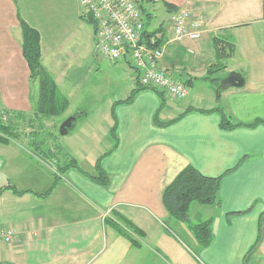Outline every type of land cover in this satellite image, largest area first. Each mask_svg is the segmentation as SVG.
<instances>
[{
  "label": "crops",
  "instance_id": "1",
  "mask_svg": "<svg viewBox=\"0 0 264 264\" xmlns=\"http://www.w3.org/2000/svg\"><path fill=\"white\" fill-rule=\"evenodd\" d=\"M160 1L175 10L165 7L167 23L152 29L146 13L144 37L157 31H167L163 39L168 36L172 17L180 8L201 19L204 32L197 40L169 43L158 61L173 80L198 90L187 94L184 104L176 108L165 95L158 120L175 118L188 107H219L235 122L264 120V0ZM19 19L38 32L41 64L69 106V96L80 90L85 77L106 65L107 60L94 50L93 24L80 15L77 0H0V108L14 113L32 108L31 88L37 84L31 81L22 55ZM215 35L232 42L231 66L220 61L224 67L208 78V69L219 60L212 41ZM114 63L131 69L125 96L112 100L110 118H78L92 123L91 133L105 136L104 148L89 172L94 171L95 160L112 149L101 160L108 185L69 169L67 178L61 175L50 193L42 196L58 166L54 169L50 160L30 148L31 133L9 132L7 142H0V150L15 157V168L0 185V227L14 230L9 240L0 242V264H264V217L262 239L246 255L257 239L264 212V125L225 130L219 126L218 111L191 110L174 123L158 126L153 122L160 102L157 94L140 90L130 102H122L140 86L138 72L126 60ZM229 72L240 74L243 85L214 89ZM63 85L68 96L62 92ZM33 145L38 148L36 142ZM68 156L62 164L75 159L83 168L75 153ZM238 163L221 180L219 204L191 203L184 222L164 208V188L186 165L217 176ZM249 207L247 213L228 215ZM116 216L127 218L143 234L132 235L133 241L119 234L107 223V218L117 221ZM206 221L212 236L207 246H201L193 228Z\"/></svg>",
  "mask_w": 264,
  "mask_h": 264
},
{
  "label": "trees",
  "instance_id": "2",
  "mask_svg": "<svg viewBox=\"0 0 264 264\" xmlns=\"http://www.w3.org/2000/svg\"><path fill=\"white\" fill-rule=\"evenodd\" d=\"M163 5L169 9L175 10L172 4L163 1ZM85 20L91 24L93 21L91 18H85ZM20 27H21V34H22V55L27 62L29 68V77L31 81H36L38 90H37V100L36 105L34 107V112L36 114L45 116V117H53L61 115L68 107V100L65 96H63L55 84L54 80L50 76V74L45 70L43 65L41 64V55H40V44H39V34L38 32L30 27L26 22L22 19H19ZM94 26V25H93ZM144 34V32H143ZM213 45L216 50V54L218 56V61L213 65L214 69L211 67L208 69L207 77L209 78L210 75L223 68L224 65L221 64L220 59L228 56L229 53L233 50L232 42L225 41L223 38L219 36L212 37ZM140 84V83H139ZM186 84V83H185ZM140 90H151L157 94L159 97V106L155 111L153 116V122L158 126H164L175 121L179 120L184 114L191 110H198L199 112H208V111H218L220 115L219 119V126L222 129L230 130L236 127H247L252 128L258 124L264 125V120L260 118L254 119L252 122H235L230 119L228 115L224 113V111L219 108L215 107L210 110H202V109H195L188 107L186 108L181 114L176 116L175 118L169 119L167 121H160L157 118L159 111L163 108L165 103V94L161 90L150 87V86H142L140 84L139 87H135L131 90L129 96L125 98L122 102H130L134 96ZM219 94V92H218ZM84 113V112H83ZM16 116H22L21 113L17 112ZM113 120V125L111 127V135L115 140V145L117 144V134H116V118L114 111L111 113ZM72 125V124H71ZM13 120L8 118L6 122L0 119V142L6 143L8 140L7 132L13 133ZM71 127V126H70ZM39 146L38 143H36ZM112 151L109 150L99 156L94 163V171L89 172L84 170L79 166L75 159H71L68 163L62 164L58 166L53 182L51 186L43 192L42 196L48 195L54 185L56 184L57 180L61 175H63L69 169H75L81 175L86 177L87 179L98 183L100 185H108L109 184V175L104 171L101 166V160L108 155ZM40 157L44 160L43 156ZM239 163L236 164L233 168H230L217 176H208L201 173L192 165L188 164L183 167L174 177V179L164 188L162 192V203L166 211L172 217L180 220V221H187L189 219V206L191 203H197L200 205H213L219 204L220 199L218 196V189L221 183L223 176L227 173L234 171L238 167ZM26 190L15 191L18 193L25 192ZM250 210V207L245 210L229 212L228 215H239L247 213ZM117 221H114L110 218H107V223L112 225L115 230L130 240H134L132 235L140 236L143 234V231L135 226L130 220L123 216H116ZM264 217V212L261 214L260 221H259V231L257 235V239L251 248L247 251L246 255L250 254L254 251L261 239H262V219ZM195 237L200 242L201 246H207L211 241V230L209 227V223L202 222L196 224L193 228ZM245 255V256H246Z\"/></svg>",
  "mask_w": 264,
  "mask_h": 264
},
{
  "label": "rangeland",
  "instance_id": "3",
  "mask_svg": "<svg viewBox=\"0 0 264 264\" xmlns=\"http://www.w3.org/2000/svg\"><path fill=\"white\" fill-rule=\"evenodd\" d=\"M137 4L142 10L143 20L146 13L150 14L149 29L154 28L163 21L166 22L168 15L166 14L162 1L137 0ZM220 61L224 64L227 63L229 67L231 66V60L228 56L221 58ZM105 63V67L101 68L100 71L98 68L94 69L85 77V80L79 86L80 90H77L73 96L72 94L69 96V106L61 115L45 117L34 112L38 90V86L35 84L31 88L32 108L26 113L20 112L22 116H16L15 114L17 113L0 108V119L4 122L8 118L10 120L12 119L13 132L31 133L32 138L29 139L31 143L29 144L30 148L50 160L53 163L52 167L54 169L68 160L70 153H75L80 159V165L86 171H91L93 159L104 148L105 136L103 132H98L97 134L91 133L89 129L92 123L90 121H82L78 118H110V104L116 97L125 96L128 85L127 73L131 70L126 64H123L122 68L119 64L116 63V65L111 61H106ZM223 75L227 76L228 74L224 73ZM220 84L221 80H217L213 86L214 89L219 88ZM195 88L192 85L188 86V94L191 95L193 92H197L198 90ZM61 89L63 94L68 96L67 85H63ZM188 97L181 99L167 97V103L172 108L175 106L181 107ZM173 111H167L169 113L168 115H172L174 113ZM78 112H84L85 114L76 117L77 119L68 128L66 134H60L59 126L61 122L65 118L75 115ZM81 126L87 127L88 131L85 132ZM34 142L39 144V149L35 148V145H33ZM8 155V152L0 150V185L7 182L9 172L15 168V164L13 163L15 162L14 155L12 154L11 157ZM4 159H7L6 163H4ZM19 160L21 162V159ZM62 178H67L66 172Z\"/></svg>",
  "mask_w": 264,
  "mask_h": 264
},
{
  "label": "built area",
  "instance_id": "4",
  "mask_svg": "<svg viewBox=\"0 0 264 264\" xmlns=\"http://www.w3.org/2000/svg\"><path fill=\"white\" fill-rule=\"evenodd\" d=\"M77 3L80 15L93 21L94 50L100 58L111 62L126 60L138 72L142 86L157 88L169 98L187 96L188 86L173 80L158 67V61L169 43L201 37L204 22L194 17L191 10L175 11L170 34L163 39L167 31L143 36L144 22L137 0H77ZM13 235L14 230L0 227V242Z\"/></svg>",
  "mask_w": 264,
  "mask_h": 264
},
{
  "label": "water",
  "instance_id": "5",
  "mask_svg": "<svg viewBox=\"0 0 264 264\" xmlns=\"http://www.w3.org/2000/svg\"><path fill=\"white\" fill-rule=\"evenodd\" d=\"M243 83H244V79L240 74L236 72H229L226 78L223 81H221L220 85L222 87H229V86L240 87L243 85ZM78 115L79 114L69 116L61 122L59 126L60 134L63 135L67 133L68 128L71 126L72 122L76 119Z\"/></svg>",
  "mask_w": 264,
  "mask_h": 264
}]
</instances>
